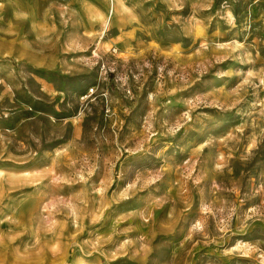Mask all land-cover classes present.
I'll use <instances>...</instances> for the list:
<instances>
[{
	"label": "clouds",
	"instance_id": "1",
	"mask_svg": "<svg viewBox=\"0 0 264 264\" xmlns=\"http://www.w3.org/2000/svg\"><path fill=\"white\" fill-rule=\"evenodd\" d=\"M215 3L35 0L25 8L21 0H0V25L11 10L0 26V162L15 166H0V207L6 191L30 183L35 173L28 166L38 158L87 148L80 179L95 199L88 179L104 171L92 150L99 137L128 162L129 176L152 143L172 138L178 159L189 147L191 156L147 185H129L133 195L156 185L147 195L156 208L171 205L170 220L197 197L185 243L222 245L264 225V0H222L213 12ZM122 116L128 132L143 134L142 143L121 142ZM165 171L178 179L161 195ZM67 217L74 223L77 213ZM136 244L146 248L145 236ZM20 251L0 232V264H20ZM228 253L264 264V243Z\"/></svg>",
	"mask_w": 264,
	"mask_h": 264
},
{
	"label": "rangeland",
	"instance_id": "2",
	"mask_svg": "<svg viewBox=\"0 0 264 264\" xmlns=\"http://www.w3.org/2000/svg\"><path fill=\"white\" fill-rule=\"evenodd\" d=\"M34 2L21 0L25 8ZM221 3L222 0H216L213 12ZM184 11H190V6ZM236 11L239 14L243 9L237 6ZM4 15L5 23L0 26H6L11 10L6 9ZM216 27L214 21L209 31H215ZM219 31L226 32L223 24ZM13 54H16L14 50ZM229 65L230 62H225L224 66L227 69ZM195 87L199 88V83ZM214 87L218 89L220 82L216 81ZM207 90L211 91L212 87ZM150 112L148 107L144 113L146 120ZM121 119V142L142 143L143 134L137 137L128 132L129 118L122 116ZM176 119L179 120V113ZM182 135L183 132L178 134L177 139ZM104 141L103 136L99 137L92 149L104 162L103 174L96 173L88 179V184L96 185L95 199L80 179L88 157L87 148L80 155L65 151L59 158L54 155L43 161L38 158L28 166L35 173L28 178L30 183L5 192L0 207V232L21 246L20 264H254L247 257L229 254L228 250L237 245L264 243V225L239 232L222 245L185 243L190 218L199 211L197 197H193V204L187 211L180 204L175 220H170L171 205L156 208L147 195L156 185L132 194L129 185L140 180L147 185L163 169L185 163L192 154L190 147L184 153V160H180L175 140L160 138L152 143V151L140 158L136 173L129 176L128 162L123 156L115 157ZM166 146L167 150L163 151ZM162 151L163 156L158 157L156 154ZM88 163L90 165L91 161ZM0 166L15 167L10 161L0 162ZM164 177L165 181L158 182L161 195H166L171 182L178 179L173 171H165ZM109 180L111 184L105 187ZM81 201L86 203V210L81 208ZM69 211L77 213L74 223L67 217ZM142 235L147 240L146 248L136 244Z\"/></svg>",
	"mask_w": 264,
	"mask_h": 264
}]
</instances>
